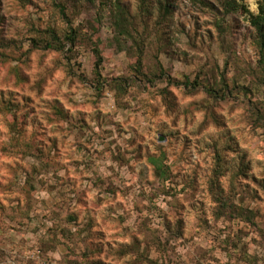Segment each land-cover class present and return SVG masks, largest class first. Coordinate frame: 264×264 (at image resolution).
Here are the masks:
<instances>
[{
	"label": "rangeland",
	"instance_id": "rangeland-1",
	"mask_svg": "<svg viewBox=\"0 0 264 264\" xmlns=\"http://www.w3.org/2000/svg\"><path fill=\"white\" fill-rule=\"evenodd\" d=\"M261 3L0 0V264H264Z\"/></svg>",
	"mask_w": 264,
	"mask_h": 264
},
{
	"label": "trees",
	"instance_id": "trees-1",
	"mask_svg": "<svg viewBox=\"0 0 264 264\" xmlns=\"http://www.w3.org/2000/svg\"><path fill=\"white\" fill-rule=\"evenodd\" d=\"M260 20H264V0H262V3L259 5V14H258V16H254V19H253V21L255 23H257ZM262 47H264V43L262 44Z\"/></svg>",
	"mask_w": 264,
	"mask_h": 264
}]
</instances>
